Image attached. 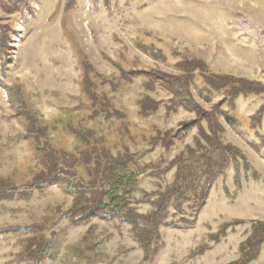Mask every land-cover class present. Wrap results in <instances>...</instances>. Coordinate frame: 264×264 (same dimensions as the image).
<instances>
[{
    "label": "rangeland",
    "instance_id": "1",
    "mask_svg": "<svg viewBox=\"0 0 264 264\" xmlns=\"http://www.w3.org/2000/svg\"><path fill=\"white\" fill-rule=\"evenodd\" d=\"M65 5V0H34L33 13L9 20L13 28L10 47L14 43L18 48L16 60L10 51L12 63L6 83L19 84L34 95L35 107L49 122L66 119L79 104L82 61L86 58L104 77L118 76L117 68H153L174 75L178 73L176 65L188 59L206 62L216 74L264 84V0H77L69 13H65ZM145 48L153 51L154 57ZM142 94L138 83L111 94L114 104L129 118L132 138L127 136L124 141L132 152L143 155L142 162H155L161 156L170 162L192 144L196 130L170 153L159 147L148 152L144 138L157 130H177L195 116L187 112L168 116L162 107L155 116L144 119L136 104ZM152 97L167 99L162 93ZM263 105L264 97H251L238 101L235 111H226L235 122L226 124L225 142L240 148L250 166L242 175L240 188L230 169L228 176L214 185L193 228L162 229L164 247L153 264H231L238 260L240 243L249 236L251 222H264V117L260 127L251 126L252 116ZM11 114L0 89V175L18 172L17 177L28 179L33 156L28 146L16 141L22 130ZM120 126L116 124V129ZM57 136L60 141L66 135ZM119 138L117 134L116 142ZM172 176H167V184ZM157 184L156 179L145 177L141 187L152 193ZM71 203L70 197L52 189L35 194L27 203L2 204L0 230L45 223L50 236L61 243L58 259L46 264H84L73 251L89 227L70 228L56 214L57 209L65 210ZM136 207L141 212L149 210L145 204ZM235 220L246 224L229 229L219 244L210 241L222 224ZM93 225L100 238H107L108 259L101 264H145L142 251L130 238L129 227L97 220ZM24 238L21 233L0 234V264H18L16 257ZM251 264H264V247Z\"/></svg>",
    "mask_w": 264,
    "mask_h": 264
},
{
    "label": "trees",
    "instance_id": "2",
    "mask_svg": "<svg viewBox=\"0 0 264 264\" xmlns=\"http://www.w3.org/2000/svg\"><path fill=\"white\" fill-rule=\"evenodd\" d=\"M33 1L0 0V89L6 95L12 119L22 130L16 141L28 146L34 162L28 179L17 177L18 172L0 175V205L27 203L37 193L57 189L72 199L69 208L57 209L58 220H65L73 229L89 227L73 251L77 260L101 264L108 259L107 238L95 233L93 222L97 220L129 227L130 238L142 251L144 263L153 264L164 247L162 229L193 228L214 185L225 179L230 169L234 171L235 185L240 188L242 175L250 166L240 148L225 142L226 124L235 122L226 111H235L242 99L264 97V84L216 74L206 62L188 59L176 65L178 73L174 75L153 68L131 71L117 68L118 76L104 77L86 58L82 61L79 104L69 111L66 119L49 122L35 107L34 95L19 84L6 83L8 65L12 63L10 21L17 15L25 17L33 13ZM65 4L64 11L69 13L77 0H65ZM145 50L154 57L153 51ZM137 83L143 90L136 102L142 118L155 116L162 107L168 116L180 112L195 116V120L182 123L177 130H157L155 135L144 138L148 152L159 147L170 153L187 134L196 130L192 144L170 162L165 156L155 162H142L143 155L132 152L124 141L127 136L132 138L129 118L125 110L114 104L111 94ZM160 93L167 99L152 97ZM263 117L264 105L251 118L253 129L261 126ZM116 124H121L119 129ZM58 134H65L66 138L58 141ZM117 134L120 138L116 142ZM171 173L172 180L167 184ZM145 177L157 180L155 192L142 189ZM144 204L149 210L141 212L136 206ZM243 224L246 223L237 220L222 224L220 232L210 241L221 243L229 229ZM9 233L26 236L16 257L18 264H46L60 255L61 243L50 236L45 223L0 230L2 235ZM263 247L264 222L253 221L249 236L240 243L238 260L231 264L255 262Z\"/></svg>",
    "mask_w": 264,
    "mask_h": 264
},
{
    "label": "built area",
    "instance_id": "3",
    "mask_svg": "<svg viewBox=\"0 0 264 264\" xmlns=\"http://www.w3.org/2000/svg\"><path fill=\"white\" fill-rule=\"evenodd\" d=\"M16 40L18 41L19 38H16ZM19 42H20V41H19ZM12 43H13V42H12ZM17 45H18V44H17ZM17 45L13 43V45L11 46V48H12V49H11V52H12L11 54H12V59H13V60H16V58H17V57L15 58V55H16V50H15V49L18 48ZM15 47H16V48H15ZM17 55H18V54H17Z\"/></svg>",
    "mask_w": 264,
    "mask_h": 264
}]
</instances>
